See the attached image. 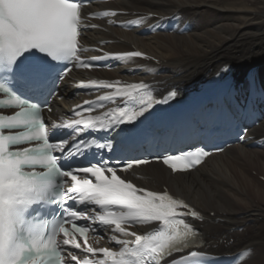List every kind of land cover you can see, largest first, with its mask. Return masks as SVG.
<instances>
[{"label":"snow or ice","instance_id":"1","mask_svg":"<svg viewBox=\"0 0 264 264\" xmlns=\"http://www.w3.org/2000/svg\"><path fill=\"white\" fill-rule=\"evenodd\" d=\"M89 3L0 0V113L10 110L0 114V264H208L204 252L192 250L198 247L197 232L183 219H201L197 211L167 191L137 187L117 175L150 162L147 157L124 158L121 138L136 130L121 126L140 117L144 124L145 113L174 99L176 90L158 99L143 82L91 81L81 86L115 89L97 99L115 103L114 97L121 96L124 106L99 116L63 119L48 105L73 68L108 67L81 58L87 51L78 39L81 29L97 27L82 16ZM141 56L130 51L112 58ZM246 79L249 89L257 87L254 74ZM259 87L264 90V79ZM104 107L94 104L86 111ZM60 133L66 134L57 138ZM89 154L95 159L83 163ZM211 154L199 147L153 159H162L173 172L189 171ZM138 226L153 230H131ZM103 238L121 247L114 251L89 243Z\"/></svg>","mask_w":264,"mask_h":264},{"label":"bare ground","instance_id":"2","mask_svg":"<svg viewBox=\"0 0 264 264\" xmlns=\"http://www.w3.org/2000/svg\"><path fill=\"white\" fill-rule=\"evenodd\" d=\"M110 8L122 11L116 22L140 18L145 28L158 17L178 18L172 34L149 37L109 28V20L93 23L97 27L85 39L88 45L110 42L101 53H143L122 69L141 70L135 80L148 77L149 82H161L159 87L175 85L182 90L224 70L235 81L251 71L264 79V0H122ZM85 75L115 78V72ZM249 136L254 141L264 139V122ZM261 158L264 149L237 146L208 158L189 174L172 177L160 166L150 165L135 170L133 178L142 186L167 188L191 201L205 218L197 226L205 248L215 254L244 252L240 264H260L264 260V210L254 203H264Z\"/></svg>","mask_w":264,"mask_h":264},{"label":"rangeland","instance_id":"3","mask_svg":"<svg viewBox=\"0 0 264 264\" xmlns=\"http://www.w3.org/2000/svg\"><path fill=\"white\" fill-rule=\"evenodd\" d=\"M260 160H262V161H264V158H261ZM249 175H253V173H250ZM262 202H258V200L257 201H255V203H254V207L255 208H258V209H262V210H264V203H262ZM257 204V205H256Z\"/></svg>","mask_w":264,"mask_h":264}]
</instances>
